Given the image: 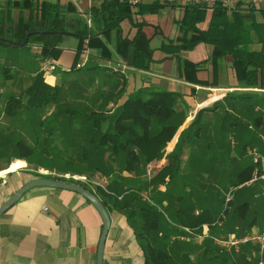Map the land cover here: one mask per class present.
<instances>
[{
	"label": "crops",
	"instance_id": "obj_1",
	"mask_svg": "<svg viewBox=\"0 0 264 264\" xmlns=\"http://www.w3.org/2000/svg\"><path fill=\"white\" fill-rule=\"evenodd\" d=\"M50 1L54 2L55 0ZM59 2L61 7H66V4L72 5V9L75 11L69 10L60 14L57 21L59 29H63L65 33H70L73 36H75L76 30L88 29L97 38L92 41V46H87V61L84 67L78 70L74 66L80 61L79 55L83 47L77 54L78 37L75 36L77 41L73 48H63L57 45L58 37L56 35L48 36L47 39L56 45L55 49L58 54L54 57L42 58L39 45H37L39 57L37 61L41 59L42 62L36 63V69L32 72L31 78L41 71V66L47 61L55 65L53 71L59 67L62 68L61 71L65 72L70 70L82 71L78 76L82 81V84L79 85H75L77 79L74 77H71L72 80L69 82L63 81L58 85L53 83V78L47 76L53 71L41 72L43 76L45 74L46 78L51 80L50 82L47 81L49 84L56 85L60 89L63 88L66 91L72 90L74 87L80 89L78 92L81 95H77L75 99H85L81 101V104L87 105L84 109L96 113L104 111L105 114L111 113L126 99L135 96L148 97V92L152 90L176 92L179 96L174 109L184 119L172 139L164 147L160 158L146 164L141 173L140 171L134 173L124 171L118 173L120 177L116 179L121 182L128 180L130 189L133 190L134 184L140 189L138 181L144 182L141 191L147 193L151 203L158 210L162 213L164 210L167 211V214L164 213L163 216L167 220L169 217L172 218L170 227L165 229L164 223H161L160 231L153 237H155V242H159V245L166 249L178 264H196L203 252L199 246L203 241L209 239L214 247L218 246L219 252H227L232 255L240 254L242 255L241 258L244 259L242 260L243 263L256 264V245H243L237 251L224 249L217 243L224 235L220 233L214 237L206 224H203L199 229H192L176 225L173 221L176 219V212L180 213V210L196 216L204 207L213 208L212 204L208 203L212 195L209 194L208 189L202 191L199 184L208 180V174L207 178L206 176L203 177L202 168L195 169V167H200L201 163L206 164L208 158L215 157V154L202 153L196 155L201 150L210 151V145L201 148L202 145L195 140L182 139L179 142L180 133L187 130L199 109L213 105L215 97H217L216 94L219 95L216 99H221L228 92L262 91L264 93V88L239 87L233 70L230 68V56L226 55L217 59L216 63L213 62L210 58L213 46L204 42L202 34L199 35V42L192 49L167 51L168 46L181 42L189 35L181 26L185 14L184 5L151 0L141 5L132 6L129 16L121 20L119 26L102 33V20L98 17H92L88 12L90 7H98L102 0H59ZM0 3H5V0H0ZM247 9V7L242 6L228 9L226 11L228 25L232 27V35L243 36L242 39L245 44L242 47L244 50L259 51L264 47V6ZM12 15L13 20L9 19L8 25L12 27L14 24L15 30L9 32L4 27L7 26V23H4L3 26H0V32L15 42L23 37L26 30L32 31L31 28L39 29L40 27L38 21H29L30 14L28 12H24V19L21 22L17 21L15 10H13ZM211 18L212 8L206 9L204 18L198 22L201 31L208 28ZM69 26H73L75 30H70ZM137 34L142 35L146 41L145 44L151 50V60L148 67L143 69L136 68L131 64L132 53L135 51L134 44L127 45L119 42L123 39L132 40ZM50 37H53V40ZM30 41L29 38V43ZM100 41L102 47L98 46ZM6 46L20 47L22 45L8 44ZM139 48L142 51L145 50L143 45H139ZM9 52L12 53L13 51ZM182 58L193 63H201L200 70L195 75L199 82L193 78H186L180 73L178 62ZM112 65H115L116 69ZM2 68L3 72L9 70V66L6 65ZM12 68L14 69L13 65ZM190 75L192 76V74ZM200 80L206 81V83H201ZM30 83L31 80L25 89ZM69 96L66 95V98L69 99ZM206 102L212 105L206 106ZM5 115L15 116L17 110L14 115ZM18 126L21 134H24L25 129L21 126V122L18 123ZM210 137L215 141V128L214 131L211 130ZM19 141L23 144L26 143L18 139L15 141V147L11 150L17 151L16 142ZM75 142L78 145L84 143V141H70L66 138L67 149ZM187 144L194 145L189 147L191 155L184 151ZM177 148L180 149V152L175 157L172 152ZM15 154L9 156L0 154V205L20 186L34 178L30 171L25 169L34 167L31 164L32 161L29 160L28 163L24 159L15 158ZM107 156L108 153H105L101 160L96 159V165L100 166L102 165L100 163H107ZM69 158L66 157V160ZM71 159L80 160L81 166H88L83 156H75ZM196 162L197 165H195ZM170 163L177 164L173 175L164 177L161 183L150 184V178L162 166ZM109 164L113 167L119 166L116 162ZM212 165H215V159H213ZM36 166L41 167L39 168L41 170L45 168L41 164ZM186 166L189 167L188 172L185 170ZM94 174L100 176L101 179L94 181L88 174L90 181H94L102 187L105 186L102 183H108V176L97 172ZM247 182L248 180L241 185H253L246 184ZM91 185L89 183L92 188ZM121 186L125 189L127 187L126 185ZM207 194L210 197L204 198L203 196ZM257 194L258 192L254 196L259 198L260 196ZM107 212L110 224L104 241L102 264H144L136 232L132 223L127 220L125 211L108 204ZM216 223L218 227L223 224L221 221ZM234 227L238 226H233L232 230ZM261 228L262 219L248 230L238 227L239 233ZM101 229L102 221L98 212L79 194L60 188L34 187L25 192L15 204L0 215V264H96V252ZM190 247H193L194 251Z\"/></svg>",
	"mask_w": 264,
	"mask_h": 264
},
{
	"label": "trees",
	"instance_id": "obj_2",
	"mask_svg": "<svg viewBox=\"0 0 264 264\" xmlns=\"http://www.w3.org/2000/svg\"><path fill=\"white\" fill-rule=\"evenodd\" d=\"M132 6L133 5L125 0H102L98 7L92 6L89 8L88 12L92 17H98L102 20L101 32L106 33L119 26L120 21L129 16L130 8ZM184 6L185 14L181 21V26L189 33V35L182 39L181 42L168 46L166 48L167 51L174 52L192 49L199 42V35L202 34L204 42L210 43L213 46L210 56L213 62L216 63L217 59L226 55L230 56V68L233 70L235 80L237 84H239V87L264 88V47L259 51L244 50L242 47L245 44V41L242 39L243 36L232 35V27H229L228 25L226 14L228 9L220 4H216L212 7H207L201 4ZM72 8L73 7L70 4H66V7H61L59 0H55L54 2H51L50 0H5V3H0V26H3L4 23L8 24L9 19L13 20V10L17 12L18 22L23 21L24 12H28L30 14L29 21L32 22L33 20H36L40 24L39 29L33 27L30 30L33 32L31 34L32 36L39 38L38 45L41 57H54L58 54V51L55 49L56 45L48 40L47 37L52 34L57 36L60 33H65L63 29H59L57 21L60 14L63 12H68L69 10L75 12ZM211 8L212 18L209 22L208 28L205 31H201L198 27V22L204 18L205 10ZM247 8L249 10L251 9V7ZM29 32H31L29 29L26 30L23 37L16 42L0 33V46L8 44L22 45L25 36ZM74 35L79 39L77 54L82 47L84 39H87V46L90 47L92 46V41L97 38L96 35L88 29H85L84 31L76 30ZM119 42L127 45L131 43L134 44L133 47L135 51L132 53L131 57L132 66L141 69L148 67L149 61L151 60V50L145 44L146 41L141 34L135 35L132 40L123 39ZM101 43V41L98 42V46L102 47ZM28 45L29 40L22 46ZM139 45H143L145 50L142 51L141 48H139ZM200 65L201 63H193L183 58L179 59L178 62L180 73L184 77L193 78L198 82L199 80L195 75L196 72L200 70ZM83 67L75 69L79 70ZM190 74H192V76ZM200 82L206 83V81L203 80H200ZM60 91V87L46 82L43 73L40 71L31 78V83L25 89V93L27 94L25 102L22 104L16 96L9 97L5 101L3 111L5 114L14 115L20 104H22L27 110L43 108L49 104L56 103ZM248 93L254 94L255 100L252 102V106L249 107L250 112L246 118V120L251 123L249 125L252 127L251 129L249 128V125L246 127L250 130V133H252L251 130H253L255 137L253 143H257L256 146H258L259 149L264 150L263 142L259 137L260 134L264 137V116L260 109H255L256 106L264 109V93H262V91H248L242 93L243 96H235H237V98L247 99L250 98V96H246ZM148 94L149 95L146 98L135 96L126 99L120 106L112 111L113 113L111 112V115L88 111V117L90 119L93 116H97V118L94 123H92L93 129L91 128L89 134L79 135L81 139H78L84 141V143L78 145V156L84 157L85 163L88 164L85 168H89L93 173L97 172L108 176L109 181L104 187L98 184H92L91 186H94V189L89 186V183L79 181L75 183L94 192V194L101 200L106 210L108 204H111L125 211L127 220L132 223L136 232V237L138 238L139 246L142 250L144 264H178L174 261L170 253L161 247L159 242L157 243L154 240L155 237L153 236H156L160 231L161 222L164 216L163 213L150 201L144 200L141 193L138 192L144 186V182L138 181L141 185L140 189L134 184L135 188L133 190L130 189L128 180L121 182L116 179L117 177H120L118 173L124 171L129 173L140 171L141 173L144 171L146 164L160 158L164 147L172 139L177 128L183 122V116L177 113L174 109L179 96L176 92L152 90L149 91ZM233 94L232 92H228L223 98H232ZM215 108L216 107L213 105L211 107L199 109L196 112L192 123L200 118L204 110L213 111ZM240 122L241 121L236 118L230 122V125L237 127ZM82 123L83 121L80 122V125ZM190 126H188V128ZM187 130H183L180 133L179 142L182 141V139H187L185 135ZM257 133L258 137L256 136ZM79 140L77 141L80 142ZM21 143L22 142L20 141L16 142L17 152L15 158L24 159L29 163L30 158L33 156V147L27 143ZM252 146L253 144H244L242 146L243 153L247 152ZM179 150L180 149L177 148L172 154L177 157V154L180 152ZM39 153L40 156H45L43 149L40 150ZM105 153H108V162L100 163L102 165L97 166L96 159L101 160ZM202 153H204V150L198 152L199 155ZM111 162H116L119 166L113 167L109 164ZM206 164L201 163L200 167L196 166L195 169L208 167ZM73 165L76 166L72 167H82L81 164L75 160ZM195 165H197V162ZM72 167H70V170L75 169ZM39 168L37 166L33 167L32 172H30L34 176L33 179L50 178L66 181V179L53 176L52 174H41L38 172ZM176 168L177 164L174 163L162 166L156 174L150 178L149 183H161L164 180V177H171ZM44 169L53 172L52 170L55 168L52 169L45 167ZM57 169L61 168L59 167ZM252 171L253 165L250 162L241 167L237 173L236 185H241L249 180ZM59 173H69V171L63 170ZM71 174L82 175L81 173L75 172H72ZM67 181L73 182L72 180ZM121 185H126V189ZM232 205L233 203L231 200H228L225 208L220 211L221 214L217 213V215L216 213L215 215L213 214V208L211 207H204L196 216L189 215L188 212L180 210V213L176 212V219L173 222L176 225L192 229H199L203 224H206L210 230L214 227H218L216 226L217 221H221L226 224L227 227L231 226L234 222H243L244 228L242 229L248 230L254 224L261 221V204H256L250 207L247 201H242L237 205ZM227 230H232V228L226 230L220 228L222 235H224ZM215 249L217 248L215 247ZM215 251L216 253L213 257L215 260L212 262L213 264H232L227 261L226 256H220L218 255L219 252H217V250Z\"/></svg>",
	"mask_w": 264,
	"mask_h": 264
},
{
	"label": "rangeland",
	"instance_id": "obj_3",
	"mask_svg": "<svg viewBox=\"0 0 264 264\" xmlns=\"http://www.w3.org/2000/svg\"><path fill=\"white\" fill-rule=\"evenodd\" d=\"M4 27L9 32L15 30L14 24H12V27H10L8 24ZM69 29L72 31L75 30L73 26H69ZM57 37L58 38L56 42L58 46L63 48H73L76 45L77 40L75 36L70 33H60L57 35ZM29 38L31 41L28 46H0V146H3V148H0V154L9 156L10 154L16 153L17 151H13L11 149L15 147V141L21 139L33 147V156L30 158V160L32 161L31 164L34 167L37 164H41L46 168H55L52 170L55 173L66 170L69 171V173H81L85 176L90 174L89 176H91L92 180L98 181V179H101V177L96 176L97 174H94L89 168H85L84 166L72 167L76 166L73 165L74 160L71 158H74L75 156L78 157L77 153H73L77 152L78 143H73V145L68 149L65 145L66 138L70 141H77L79 140L78 138H80L79 135L89 134L91 128L93 129L92 123H94L95 119L97 118V116H93L91 119L88 117L89 110L84 109V107L86 108L87 105L81 104V101H84L85 99H75L77 95H81L80 92H78L80 89L74 87L72 90L66 91L62 88L56 103L49 104L36 110H27L22 105L27 99L25 87L31 80V74L36 69V63L40 64L42 62L41 59L40 61H37L39 57L37 53L38 48L36 47L39 44V38L32 35ZM50 38L53 40V37ZM9 51L13 52L11 53ZM4 65L9 66V70L6 72L2 71V67ZM12 65L14 66V69L12 68ZM112 67L115 68V65H112ZM61 70L62 68L59 67L52 73L47 74V76L49 75L51 78H53V83L60 85L63 83V81L69 82L72 80L71 77H74L77 79L75 85L82 84L81 79L78 78L79 73H82V71L79 72L77 70H70L65 72ZM44 80L46 82L51 81L49 78H46L45 74ZM233 93L232 98L228 99H216L219 97V95L216 94L217 97H215V101L213 100L215 102H213V105L216 108L213 111L204 110L202 112V117L192 123L185 133L187 140L192 139L197 141L198 144L202 145L201 148H205L208 146V144L210 145V151H204V153L207 155L211 153L215 154V157L209 158V160H207L206 165L208 167H204L202 169L203 177L206 176L207 178L208 174V180L199 183L202 191L208 189L209 194L212 195L210 197V195L207 194L203 197L205 198L209 196L211 198L208 203L212 204V211L214 215L215 213L217 215V213H220V211L225 208L226 203L228 202L226 201L227 199L231 200L233 205H237L242 201H247L250 207L256 204H261L262 206V197L256 198L254 196L255 193L260 192L262 181H258L251 186L236 185L237 173L239 172L240 168L250 162V159L247 156L248 151L243 153L242 146L244 144H257L253 143L255 140L253 130H251L252 133H250V130H248L246 127L251 124L246 120V118L250 112L249 107L252 106V102L255 100V95L248 93L246 96H250V98H242L244 99L242 100L241 98H237V96H235H243L241 92ZM66 95H68L70 98L67 99ZM12 96L19 98L22 104L17 107V115L7 116L2 110L5 101ZM205 104L206 106L212 105L209 102H206ZM81 108L86 111H83ZM100 113L103 114L104 111ZM112 113H107V115H111ZM236 118L241 121L240 124H238L239 127L237 126L238 128L230 125V122ZM82 121L83 123L80 125V122ZM19 122H21V126H23L25 129L24 134H21V131L19 130ZM13 127L14 129H12ZM214 128L215 141H213L210 137L211 130L214 131ZM256 136L258 137V133ZM230 137H232L234 140V146L230 144ZM193 146V144H187L184 147L185 153L191 155L189 147ZM42 149L44 150L45 156L39 155V152ZM197 154L198 153H196V155ZM66 157H70L69 160H66ZM213 159H215V165H212ZM78 162L80 164L82 163L80 160H78ZM59 167L61 169H57ZM70 167L75 169L70 170ZM25 169H28L30 172H32L33 168L30 167ZM43 170L44 169H39L38 172L41 173ZM185 170L188 172L189 167L186 166ZM214 170L215 173H213ZM214 174L215 177H213ZM102 184L106 185L107 183ZM92 188H94V186ZM138 192L141 193L144 200L150 201V197H148L146 192L141 190ZM164 213L167 214V211L164 210L163 215ZM171 221V217H169L168 220L163 217L161 223H164L165 229H167L170 227ZM235 225H237L239 229L244 228L243 222H234L228 227L223 223L220 227H214L210 232L215 237V235L221 233L220 228L222 230H226L228 228H232ZM199 247L201 250H203V252L200 258L197 259L196 264H213L212 262L215 260V258H213L216 253L215 250L219 252L218 246L216 247L217 249H215L214 245L209 239L205 242L203 241ZM190 248L192 251H194L193 247ZM226 253L227 252H219L218 255L226 256V259L229 263L243 264L242 260L244 259L241 258L242 255H232Z\"/></svg>",
	"mask_w": 264,
	"mask_h": 264
},
{
	"label": "built area",
	"instance_id": "obj_4",
	"mask_svg": "<svg viewBox=\"0 0 264 264\" xmlns=\"http://www.w3.org/2000/svg\"><path fill=\"white\" fill-rule=\"evenodd\" d=\"M129 4L133 6L141 5L147 1L151 0H125ZM165 3H178L181 5H193V4H201L207 7L215 6L216 4H220L221 6L226 7L227 9L234 8L237 6L242 7H261L264 6V0H162ZM82 49L80 51V61L75 64V68H81L84 66L85 62L88 58V50H87V39H84L82 44ZM55 69V65L50 62H44L41 66V71L50 72ZM256 110H261L262 115L264 116V109L256 106ZM252 126L249 125V128ZM264 145V137L262 134L259 135ZM230 144L234 146V140L229 138ZM250 163L253 165V171L251 178L248 180L246 184H254L258 181H262V185L260 188V192L257 196L262 197V228L261 229H253L248 232L239 233L238 227H234L233 230L226 232L223 238L219 239L217 243L224 249H234L238 250L241 246L247 244H253L257 246L256 251V264H264V150L259 149L258 146L253 145L247 153ZM39 171V170H38ZM40 173V172H39ZM42 174H52L53 176H57L62 179L72 180L73 182H83L90 183L96 185V182L90 181L87 176L79 175V174H71V173H55L50 172L48 170H43ZM227 199L226 201H228Z\"/></svg>",
	"mask_w": 264,
	"mask_h": 264
},
{
	"label": "water",
	"instance_id": "obj_5",
	"mask_svg": "<svg viewBox=\"0 0 264 264\" xmlns=\"http://www.w3.org/2000/svg\"><path fill=\"white\" fill-rule=\"evenodd\" d=\"M32 33H27L25 36V40L22 45H25L29 40V37ZM34 187H52V188H60L75 192L86 199L98 212L101 221H102V229L97 245L96 252V264H102V253L105 237L107 235V231L109 229L110 219L108 212L101 202V200L94 194V192L84 188L78 183L54 180L50 178H36L27 183L20 186L17 190H15L1 205H0V215H2L5 211H7L13 204H15L25 192L34 188Z\"/></svg>",
	"mask_w": 264,
	"mask_h": 264
},
{
	"label": "flooded vegetation",
	"instance_id": "obj_6",
	"mask_svg": "<svg viewBox=\"0 0 264 264\" xmlns=\"http://www.w3.org/2000/svg\"><path fill=\"white\" fill-rule=\"evenodd\" d=\"M29 33H33V32L31 31V32H29Z\"/></svg>",
	"mask_w": 264,
	"mask_h": 264
}]
</instances>
